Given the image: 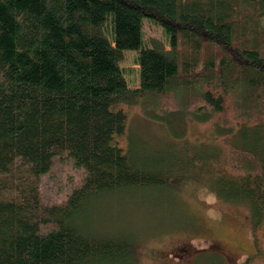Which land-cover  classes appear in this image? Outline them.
Masks as SVG:
<instances>
[{
  "label": "trees",
  "instance_id": "1",
  "mask_svg": "<svg viewBox=\"0 0 264 264\" xmlns=\"http://www.w3.org/2000/svg\"><path fill=\"white\" fill-rule=\"evenodd\" d=\"M145 20L165 31L169 49L157 39L143 47ZM263 21L264 0H0V264L132 261L133 239L89 234L78 223L85 205L182 179L172 168L139 163L120 145L124 106L143 105L176 140L191 121L212 122L227 157L220 161L212 147L196 157L207 171L211 158L223 164L210 185L220 200L249 208L257 237L264 225ZM130 50L139 51L137 89L121 68ZM64 154L84 171L82 185L64 202L44 205L39 179ZM252 158L262 163L250 165Z\"/></svg>",
  "mask_w": 264,
  "mask_h": 264
},
{
  "label": "rangeland",
  "instance_id": "2",
  "mask_svg": "<svg viewBox=\"0 0 264 264\" xmlns=\"http://www.w3.org/2000/svg\"><path fill=\"white\" fill-rule=\"evenodd\" d=\"M110 28L108 24L107 33ZM143 30V47H151V40L157 39L170 48L169 37L159 25L145 20ZM138 56L139 51H126L121 63L131 89L140 86ZM158 108H168L165 99ZM126 109L127 136L120 145L139 163L182 170L189 164L184 148L199 154L200 147H212L222 162L227 157L226 147L209 140L214 138L212 122L191 121L185 139L176 140L143 112V105ZM166 142L177 151L166 150ZM200 177L199 182L185 180L166 189L126 188L104 195L85 205L84 218L78 223L89 234L133 239L136 253L126 264H245L254 254L264 257V225L255 237L249 208L207 194L208 182L204 175ZM83 179L84 171L67 154L55 158L51 170L39 179L43 204L64 202ZM253 264H264V258L254 259Z\"/></svg>",
  "mask_w": 264,
  "mask_h": 264
},
{
  "label": "bare ground",
  "instance_id": "3",
  "mask_svg": "<svg viewBox=\"0 0 264 264\" xmlns=\"http://www.w3.org/2000/svg\"><path fill=\"white\" fill-rule=\"evenodd\" d=\"M130 107H132V106H124V108H125V110H126V112H127V109L126 108H130ZM128 114V113H127ZM153 122L154 123H157V124H160L161 126H163L164 128H166L165 127V125H164V123H162V122H159V121H157V120H153ZM196 123H198V124H206L207 122H204V121H198V122H196ZM125 135V136H124ZM123 136L124 137H126L127 136V128H126V130H125V133L123 134ZM187 136V135H186ZM185 136V137H186ZM185 137L183 138V139H185ZM210 138V139H209ZM208 139L210 140V141H213L215 144H218V145H222L223 146V144L221 143V142H219L218 140H216V139H213V138H211V137H209ZM182 139V140H183ZM218 145H215L214 147H219ZM163 146H164V148L166 149V150H169V151H172L173 152V150H175V151H177L176 149V147L175 146H170L169 145V143H164L163 144ZM225 147V146H224ZM227 148V147H226ZM185 152L183 153V154H187L188 155V157H189V159L191 160V161H188L189 162V164L188 165H186V166H184L183 167V171L181 170V169H174L173 170V174H174V176L173 177H178V178H181L182 179V181H185V180H187V182H191V181H194V182H196V181H200V180H202L203 178H201L200 176L201 175H204L205 176V180L208 182V184H207V187H206V192H207V194H211V195H213V196H215L217 199H219V195H218V193H217V191H215V189L213 188V186L212 185H210L215 179H216V177H217V175L213 172V168L215 169V168H218L220 165H223L217 158L215 159V158H211L210 160H207L208 162H209V164H211L212 166H213V168H211L210 170H208L207 171V169L206 168H203L204 167V164H203V162L204 161H198L199 160V157H196V154L195 153H192L191 151H189V149H187V148H184L183 149ZM166 153H170V152H166ZM183 154H180L181 156L183 155ZM168 155V154H167ZM184 156H186V155H184ZM134 162V161H133ZM262 162H259V161H257L255 158H252L251 159V161H250V165H259V164H261ZM264 163V162H263ZM262 170V169H261ZM164 171V170H163ZM180 173V174H179ZM227 175H229V176H231V175H233L232 173H229V172H227Z\"/></svg>",
  "mask_w": 264,
  "mask_h": 264
}]
</instances>
